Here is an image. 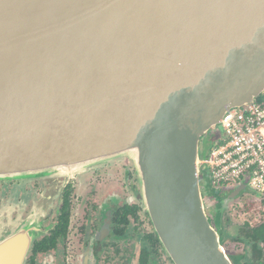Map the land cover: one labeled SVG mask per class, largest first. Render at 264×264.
Returning a JSON list of instances; mask_svg holds the SVG:
<instances>
[{"label":"water","instance_id":"1","mask_svg":"<svg viewBox=\"0 0 264 264\" xmlns=\"http://www.w3.org/2000/svg\"><path fill=\"white\" fill-rule=\"evenodd\" d=\"M262 93L264 0H0V181L130 157L175 264H233L200 140ZM24 248L0 244V264Z\"/></svg>","mask_w":264,"mask_h":264},{"label":"flooded vegetation","instance_id":"2","mask_svg":"<svg viewBox=\"0 0 264 264\" xmlns=\"http://www.w3.org/2000/svg\"><path fill=\"white\" fill-rule=\"evenodd\" d=\"M222 136L211 130L200 145L202 140L213 145ZM201 177L206 211L233 264H257L258 254L246 236L258 225L245 222L236 226L235 234L228 231L232 207L239 200L247 209L252 207L253 191L247 187L228 205L220 200L235 188H217L209 179L203 184ZM0 183V244L25 247L24 264H175L144 209L133 164L117 162L89 170L58 190L40 179ZM227 240L242 245L240 253L230 251Z\"/></svg>","mask_w":264,"mask_h":264},{"label":"built area","instance_id":"3","mask_svg":"<svg viewBox=\"0 0 264 264\" xmlns=\"http://www.w3.org/2000/svg\"><path fill=\"white\" fill-rule=\"evenodd\" d=\"M222 138L200 155L204 179L217 188L246 183L264 199V93L241 107L231 108L220 123Z\"/></svg>","mask_w":264,"mask_h":264},{"label":"rangeland","instance_id":"4","mask_svg":"<svg viewBox=\"0 0 264 264\" xmlns=\"http://www.w3.org/2000/svg\"><path fill=\"white\" fill-rule=\"evenodd\" d=\"M212 130H215L218 134V136L220 137L222 135V133L224 132L222 125H218L215 128H213ZM207 143H205L203 140L201 141V145H200V153L201 155L204 154V149L206 148ZM119 163L121 165H125V164H133L134 165V161L130 158V157H122L120 159H116L113 160L111 162L105 163L103 165L100 166H94V167H90L88 169H85L79 173H77L73 178H77L78 176L84 174L85 172L89 171V170H93L95 168H99L102 166H106L107 164L109 165H113L115 163ZM135 167V165H134ZM136 169V168H135ZM138 175V174H137ZM139 177V175H138ZM20 179H24V180H35V179H40L42 181H49L52 190H58L63 188L71 179L67 180L65 182V178H45V176H30V177H24V178H20ZM44 179V180H43ZM201 182L204 184V178L203 176L201 177ZM1 186V183H0ZM248 197V195L246 196ZM251 198L253 199V206L250 207L249 209H247L246 207H244L243 205L246 204L244 203L243 200H239L238 203L235 204L233 208V213L234 216L230 215L231 218V225L229 226V233L231 234H235V229L236 226L241 225L245 222H249L251 225L255 226V225H260L262 222H264V216H263V212H264V207L261 204V201L256 197V195L252 194ZM221 202H223V199L220 200ZM223 205V203H221ZM144 206V204H143ZM232 240V239H231ZM231 240L230 243L227 240V247L229 248L230 251H238L240 253L239 250H242V245L238 244V243H233ZM237 253V252H235Z\"/></svg>","mask_w":264,"mask_h":264},{"label":"trees","instance_id":"5","mask_svg":"<svg viewBox=\"0 0 264 264\" xmlns=\"http://www.w3.org/2000/svg\"><path fill=\"white\" fill-rule=\"evenodd\" d=\"M261 204L264 207V199L261 200ZM253 233L254 234H249L246 237L250 240V243H252L254 247V251L258 254L255 262L257 264H264V222L258 225ZM239 240L241 241L240 238ZM243 264H255V263L254 261L246 260L243 262Z\"/></svg>","mask_w":264,"mask_h":264}]
</instances>
